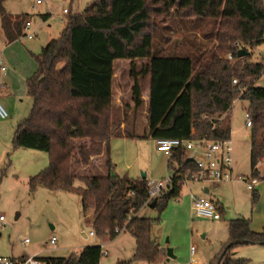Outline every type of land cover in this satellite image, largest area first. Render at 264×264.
Here are the masks:
<instances>
[{"label":"trees","instance_id":"trees-1","mask_svg":"<svg viewBox=\"0 0 264 264\" xmlns=\"http://www.w3.org/2000/svg\"><path fill=\"white\" fill-rule=\"evenodd\" d=\"M5 2L0 0L1 26L7 42H14L27 36L25 25L33 15L9 13ZM68 10L61 35L40 52H30L37 63V70L27 80L32 105L17 125L13 147L45 151L49 164L29 177V190L34 193L42 186L80 195L84 212H93V231L102 242L119 235V228L135 238L132 260L164 264L166 251L152 236L160 216L141 212L152 203L148 201V181L112 173L111 141L227 140L232 132L229 116L233 105L236 100H246L252 119L251 176L252 180L263 178L259 163L264 161V86L257 80L264 74V61L247 58L249 49L264 42V0H96L82 12ZM42 17L46 20L50 14ZM156 17L163 23L164 18H171L173 24L182 19L186 31L196 32L188 48L164 49L168 37L162 35L161 41L156 35L160 23ZM241 48L249 54L239 57ZM118 59L131 61V76L137 79L131 85L135 111L145 104L140 78L149 77L147 128L142 133L129 125L128 118L115 115ZM241 60L242 65L235 64ZM103 155L108 173L89 174L87 170L99 167L94 158ZM168 166L173 182L158 197L154 209L159 213L169 199L181 195L185 180L199 172L197 163L185 158L182 148L172 152ZM78 179L85 186L76 185ZM252 193L256 201L257 189ZM220 211L223 215L224 208ZM228 233L208 264H249L250 259L237 255L238 248L264 245V227L254 230L249 218L229 220ZM103 256L98 244L68 257L42 259L48 264H100ZM132 260L116 264H131Z\"/></svg>","mask_w":264,"mask_h":264},{"label":"rangeland","instance_id":"rangeland-1","mask_svg":"<svg viewBox=\"0 0 264 264\" xmlns=\"http://www.w3.org/2000/svg\"><path fill=\"white\" fill-rule=\"evenodd\" d=\"M96 0H6L5 7L9 13H30L33 18V26L29 30L38 29L37 35L29 39L15 42L12 49L15 50L10 62L4 59V51L7 48L4 35L0 29V57L7 64V71L0 72V102L8 112V116L0 117V215H4L5 221H0V256L39 255L40 257H68L72 253H79L86 244H102L101 239L91 236L94 230L93 218L84 212L80 195L61 190L52 191L45 187H39L31 193L28 186L30 175L37 174L49 164V154L45 151L14 148L13 139L18 123L28 116L30 97L27 94V82L25 73L37 63L27 48L38 53L41 46L49 39L58 38L66 24L67 16L64 9L70 11L84 9L89 2ZM161 3V2H158ZM73 8V10L71 9ZM50 13L48 20L44 21L40 14ZM163 23L160 17L156 35L164 41L168 37V43H163L167 51L188 48V41L196 36V32H188L185 26L177 19L173 24L171 18ZM164 25L165 28H164ZM187 27V26H186ZM196 41V37H194ZM157 45L160 41L157 40ZM23 50L27 57L22 56ZM251 55L248 60L264 61V42L254 49H249ZM139 66L141 61H137ZM244 60L235 62L240 66ZM116 101L120 106H115L117 118H128L129 125L136 127L137 133H142L147 128L146 103L137 111L133 108L131 100V85L136 76H131V61L127 59L116 60ZM17 74H11L15 71ZM33 74V73H32ZM13 78V87L7 89L6 76ZM137 78H139L137 76ZM144 97L149 93V77L140 78ZM259 86H264V74L257 80ZM126 103L130 104L125 106ZM248 102H236L231 111L234 171L237 175L249 178L251 176V127L246 126V107ZM128 113V117L125 116ZM112 144L113 171L119 175L141 176L146 173V179L151 181L163 180L173 174L168 166L169 155L157 151L154 139L143 138H114ZM107 157L103 155L96 163L98 168L87 170L89 174L106 175ZM79 169V168H78ZM260 175L257 178L258 198L253 200L252 189L248 186V180L235 179L233 181L219 182L217 186H211V194L203 193L208 182L187 181L182 186L181 195L168 200L161 213L157 209H147L149 217L160 216L153 224L152 236L159 244L166 248H172L175 255L164 264H191L194 258L195 264H208L228 239V222L233 218L245 217L251 219V226L255 230L264 227V161L259 163ZM206 183V184H205ZM76 185L85 186L81 180ZM191 192L203 194L207 197L219 199L224 208L222 218L212 220L195 215L192 209ZM93 213V212H92ZM91 213V215H92ZM87 235V237L84 236ZM52 236L57 237V246L50 244ZM131 236V235H130ZM125 234V237H130ZM29 238V242L25 239ZM132 238V237H131ZM128 239V238H127ZM134 239V238H132ZM85 244V245H83ZM124 244V243H123ZM104 252L109 249L110 255H104L100 264H114L112 262L117 247L124 246L129 252L130 245H102ZM237 255L250 259L249 264H264V245L248 244L238 248ZM132 264V263H131ZM139 264H146L141 262Z\"/></svg>","mask_w":264,"mask_h":264},{"label":"built area","instance_id":"built-area-1","mask_svg":"<svg viewBox=\"0 0 264 264\" xmlns=\"http://www.w3.org/2000/svg\"><path fill=\"white\" fill-rule=\"evenodd\" d=\"M42 0H37V3H41ZM68 8L64 9V13H67ZM32 27V21H27L25 30L29 39H32L35 35V31H29ZM231 58V55H229ZM7 71V64L3 58L0 57V72ZM237 79L234 82L237 83ZM0 86H3L2 80H0ZM238 101V100H236ZM235 101V102H236ZM8 116V112L0 102V117L4 118ZM225 115L221 117L224 118ZM246 126H252L251 115L246 110ZM156 146L159 151L164 152L167 155H171L173 151L182 148L185 153V158L194 159L199 168V172L195 173L190 180H206L211 182L221 181H233L240 179L247 181L248 179L234 173V158H233V146L231 139L227 140H209L208 138H202L199 140H187L181 138H162L156 140ZM188 176H186L187 178ZM189 179L185 180L190 181ZM173 182V174L168 175L163 180L148 182V194L149 200L153 201L154 198H158L161 192L166 189ZM257 183L256 179L248 180L249 188H255ZM192 209L197 216L206 217L212 220L221 219V211L219 205L206 197L197 196L191 192ZM0 221L4 222V215H0ZM116 232H122L119 228ZM92 235H95L94 231H91ZM57 237L52 236L50 244L52 247L57 246ZM25 242H29V238L25 239ZM102 246V245H101ZM103 247V246H102ZM104 251V249H103ZM104 255H107L105 250ZM0 264H48L47 261L39 257L38 255H24L22 257H5L0 256Z\"/></svg>","mask_w":264,"mask_h":264},{"label":"crops","instance_id":"crops-1","mask_svg":"<svg viewBox=\"0 0 264 264\" xmlns=\"http://www.w3.org/2000/svg\"><path fill=\"white\" fill-rule=\"evenodd\" d=\"M93 2V1H92ZM91 2H89L88 4H90ZM87 4V5H88ZM72 10H73V8H71ZM85 9V8H84ZM84 9L82 10H80V9H78V8H76V10H73V12H82V11H84ZM45 14H50V13H45ZM66 14V13H65ZM40 16H41V18L44 20V18L42 17V14H40ZM50 16H51V14H50ZM50 18V17H49ZM48 18V19H49ZM48 19H46V20H48ZM31 21H33V18H31L30 19ZM46 20H44V21H46ZM32 26H33V22H32ZM0 29H1V31H2V33H3V35H4V32H3V29H2V26H1V21H0ZM33 31H35V35H34V37L37 35V31H38V29L36 30V29H34ZM33 37V38H34ZM25 37H22V38H20V39H17V40H15L14 42H7V40H6V37H5V35H4V39H5V44L7 45V48H5V51H4V59H5V61L6 62H10V60H11V58L14 56V52H15V50H13L12 48L13 47H9V46H12L15 42H17V41H22L23 39H24ZM52 39H54V38H52ZM52 39H49V41L45 44V45H47ZM45 45H43V46H41V49L45 46ZM32 49V48H31ZM30 48H27V50H29V52H35V51H33V50H31ZM41 49L38 51V52H40L41 51ZM21 54H22V56H24V57H27V55H26V53L23 51V50H21ZM3 59V60H4ZM4 61V62H5ZM5 62V63H6ZM37 70V67L35 68L34 66L30 69V70H28L26 73H25V76L24 77H27L26 78V82H27V80H28V78L29 77H31L33 74H34V72ZM18 73V71H17V68L15 69V71H11V74H17ZM33 73V74H32ZM6 83H7V89H9V87L10 86H12L13 87V78H10L9 77V75H7L6 76ZM27 84V83H26ZM149 93V92H148ZM27 94H28V96L30 97V95H29V93H28V86H27ZM145 95V94H144ZM143 95V96H144ZM0 96H1V93H0ZM144 99H145V103H146V105H147V103H148V100H149V94L148 95H146L145 97H144ZM236 102H239V101H236ZM235 102V103H236ZM127 104V103H126ZM31 105H32V99H31V97H30V104H29V109H31ZM114 106H120L119 105V103L116 101V86H115V81H114ZM233 109V108H232ZM29 112H30V110H29ZM27 116H25V118H26ZM24 119V118H23ZM22 119V120H23ZM156 148H157V146H156ZM157 151H159L158 149H157ZM159 152H162V151H159ZM112 154V153H111ZM99 158H94V161H95V163H96V161L98 160ZM167 163H168V160H167ZM113 166H114V164H113ZM234 169V168H233ZM38 173V172H37ZM112 173L113 174H115V175H119L117 172H115V171H113L112 170ZM234 173H235V171H234ZM236 174V173H235ZM33 175V174H32ZM32 175H30V176H32ZM29 176V177H30ZM119 176H121V175H119ZM121 177H130V178H141V176H137V177H133V176H130V175H122ZM165 179V178H164ZM190 181H198V180H190ZM199 181H203V182H208V185L206 186V187H204V189H203V193L205 194V195H209V194H211V186L210 185H215V186H217L218 184H219V182H211V181H206V180H199ZM221 182H224V181H221ZM206 184V183H205ZM257 184H258V181H257V183H256V185H255V188H256V186H257ZM195 195H197V196H203V197H206V198H209V199H211V200H213V201H215L218 205H219V207H221L222 208V203H221V201L219 200V199H215V198H213V197H207V196H205V195H203L202 193L201 194H196V193H194ZM147 209L148 208H144L141 212L142 213H145L146 214V212H147ZM150 209H152L151 207H150ZM143 211H146V212H143ZM91 213H92V210H89L88 212H87V216L88 217H90L91 216V218H93V213H92V215H91ZM94 219V218H93ZM255 230V229H254ZM92 231V230H91ZM91 231H90V235L91 236H96V235H92L91 234ZM258 231V230H257ZM125 234H129V236L131 235L129 232H121L119 235H117L114 239H112V240H110V241H108V242H102V244H99V245H105L106 247L107 246H110V248L111 249H113V247H112V245H130V250H129V252H127V250H126V248L124 247V246H121V247H117L116 249H114L115 251H116V254H114V258H113V260H112V262L114 263V264H116L118 261H120V260H132L133 259V257H134V254H135V247H136V241H135V238L131 235L130 237H125ZM84 236L85 237H87V235L86 234H84ZM134 238V239H132V238ZM128 238V239H127ZM124 243V244H123ZM83 245H85V244H83ZM90 245H98V243L96 242V243H91V244H86V246H90ZM161 245V247L162 248H164L165 249V251L167 250V248L165 247V246H163L162 244H160ZM85 246V247H86ZM107 251V256H109L110 255V252H109V249H107L106 250ZM24 255H27V254H23V255H21V256H10V257H22V256H24ZM39 256V255H38ZM40 257V256H39ZM213 257V256H212ZM211 257V258H212ZM42 258V257H41ZM210 258V259H211ZM167 261H169V260H166V262ZM140 263V261H134V260H132V264H139ZM146 263V262H145ZM196 263V261H195V259L193 258L192 259V261H191V264H195ZM147 264V263H146Z\"/></svg>","mask_w":264,"mask_h":264},{"label":"water","instance_id":"water-1","mask_svg":"<svg viewBox=\"0 0 264 264\" xmlns=\"http://www.w3.org/2000/svg\"><path fill=\"white\" fill-rule=\"evenodd\" d=\"M248 54H249V51L244 49V48H241L240 51H239V57H243V56H246ZM141 178L142 179H146V173L145 172L142 173ZM157 202H158V198L156 197V198L153 199L150 207L154 208L155 205L157 204ZM166 254H167V260H170L171 258L175 257L172 248L168 247L167 250H166Z\"/></svg>","mask_w":264,"mask_h":264}]
</instances>
